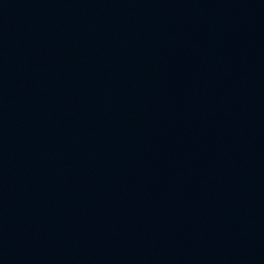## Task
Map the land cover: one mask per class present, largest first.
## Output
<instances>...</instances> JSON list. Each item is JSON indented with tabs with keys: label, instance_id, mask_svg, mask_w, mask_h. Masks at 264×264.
<instances>
[{
	"label": "water",
	"instance_id": "1",
	"mask_svg": "<svg viewBox=\"0 0 264 264\" xmlns=\"http://www.w3.org/2000/svg\"><path fill=\"white\" fill-rule=\"evenodd\" d=\"M264 124V0H0V154Z\"/></svg>",
	"mask_w": 264,
	"mask_h": 264
}]
</instances>
